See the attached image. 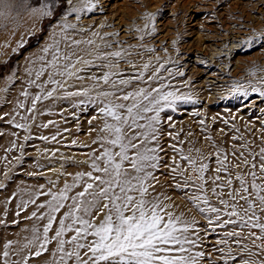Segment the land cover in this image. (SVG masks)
<instances>
[{
	"label": "rangeland",
	"instance_id": "obj_1",
	"mask_svg": "<svg viewBox=\"0 0 264 264\" xmlns=\"http://www.w3.org/2000/svg\"><path fill=\"white\" fill-rule=\"evenodd\" d=\"M12 2L17 7L11 17L0 18V185H3L0 187V221H3L0 223V253L4 243L13 241L9 257L11 260L21 261V264L24 256L29 257L28 264H49L52 260L55 242L48 245V251L39 257L32 255L35 246L21 251L22 246L31 239L32 227L36 226L42 232L43 224L47 222L27 217L33 211H37L38 215L46 211L38 210L37 205L48 197L32 194L49 188L57 191L65 181L70 183V174L90 170L89 154L95 150V154L99 155L103 150L99 143H93L98 136L103 135L99 131L104 124V118L99 112L103 104L99 101L95 104L87 102L88 97L83 95H64L65 92L90 89L89 96L95 98L101 91L112 90L110 84H104L102 80L89 79L92 76L101 77L109 70L98 66L107 61L94 58L97 45L101 46L99 51L102 52L119 48L128 52L118 65L122 76L113 79L138 75L141 66L149 63L144 82L134 81L125 91L138 87L151 91L165 85L163 91H172L178 96L188 97L189 101H195H177L175 111L166 109L161 113L159 128L162 136L158 143L164 149L160 153L164 162L171 165L175 157L182 168L187 166L171 145L182 149L184 154H189V149H192L193 157H197L195 150L199 149L204 157L200 162L209 165L205 176L208 179L206 187L211 189L210 178L217 175L215 169L219 166L216 161L226 155L229 172L219 173L221 180L217 183L224 184L231 175L233 188H239V181L235 179L239 173L250 185L252 178L248 173L253 170L252 162H256V182L264 185V180L259 178L264 175L260 172L259 156L254 155L264 147V96L252 91L253 86L264 90V83L261 82L264 81V46L255 44L249 47L242 43L249 37L264 33V0H93L96 5L94 10L82 12L79 19L74 13L65 19L69 8L67 0L63 5L59 0H26L27 7L21 0ZM72 2L78 6L80 0ZM41 3L53 5L51 17L40 19L30 15L28 8L39 7ZM145 13L155 17L149 28L144 27L147 22L143 18ZM61 23L74 24L76 27L61 31ZM152 27L155 32H151ZM136 28L143 29V32L135 31ZM113 33L118 35H111ZM141 36L143 39H140ZM72 40L82 43L69 48ZM88 40L94 43H83ZM54 41H59L61 51L75 52L76 57H84L93 63L76 64V68L83 69L76 75L83 79L56 77L64 87L58 88L53 97L38 101L35 110L28 112L32 107V98L42 94L29 81L36 79L35 73L44 63L39 59L45 55L42 49ZM21 43L23 46L18 47ZM104 44H111L112 48H104ZM148 48L153 51L148 52ZM50 58V55L46 56V59ZM131 65H135V68ZM158 68L160 71L156 79L148 80ZM46 79L47 70L37 83H43ZM234 84L242 86L240 91L233 93ZM52 87L46 85L45 91ZM25 90L29 93L27 98L21 95ZM244 91L248 95L245 96ZM21 103L23 108L19 107ZM169 116L171 121L168 120ZM13 118L15 123H26L28 130L15 127V123H10ZM45 124L48 126L43 127ZM177 134L178 138H174ZM26 135L31 137L27 141L24 139ZM209 136L211 140L205 139ZM41 137H48V140ZM156 143L153 142V146ZM245 159L249 161L248 164L242 163ZM172 175L169 168L161 167L155 172L159 183L152 181L155 189L149 191L153 195H160L165 205H172L167 211L175 215L183 214L185 218L196 221L195 228L189 233L197 241L192 252L205 253L197 264H224L229 248L237 257L236 264L241 259L264 260V251L252 243L254 237L243 239L239 246L234 243L235 238H229L227 245L218 244L217 241L224 238L225 231L234 230L233 226L217 228L212 232L211 228L215 225H208L207 219L185 199L184 192L173 188V184L181 178L177 177L173 181ZM50 181H55L56 186L53 187ZM40 185H44V188L41 189ZM217 191H223V198H228L227 186ZM30 196L36 200L35 204H29L26 209L17 207ZM165 196L170 199H164ZM209 197L213 206L223 207L210 192ZM237 200L240 205H244V201L239 198ZM66 210L62 209L57 217ZM256 214L264 222V213L258 207ZM57 226L58 219L50 236L54 235ZM235 230L241 231L243 237L248 236V229L237 227ZM252 231L259 235L258 229ZM72 234L68 233L66 238ZM256 243L262 244L264 241L257 240ZM245 245L258 255L249 257L247 251H241ZM221 248L224 249L223 253L219 251Z\"/></svg>",
	"mask_w": 264,
	"mask_h": 264
},
{
	"label": "snow or ice",
	"instance_id": "obj_2",
	"mask_svg": "<svg viewBox=\"0 0 264 264\" xmlns=\"http://www.w3.org/2000/svg\"><path fill=\"white\" fill-rule=\"evenodd\" d=\"M21 2L27 7L26 0H21ZM59 2L63 5L65 0H59ZM67 3L69 8L65 19L67 15L73 13L79 19L82 12H92L96 7L93 0H80L78 6L74 5L72 0H67ZM16 7L17 5H14L12 0H0V18L11 17ZM52 9L53 5L49 3H41L39 7L28 8L30 15L40 19L51 17ZM143 18L147 21L144 27L149 28L150 22L155 17L151 13H145ZM59 27L61 31L66 32L76 26L61 23ZM135 31L143 32V29L136 28ZM151 32H155L154 27ZM151 32L148 34L150 35ZM94 35L96 34L94 33ZM111 35H118V33ZM140 39H143V36ZM80 43L82 41L72 40L68 47L71 48ZM83 43L91 45L94 42L88 40ZM242 43L249 47L255 44L264 46V33L249 37ZM22 46V43L18 45V47ZM100 47V45L96 46L94 58L97 61H107V63L98 66L109 69V71L104 72L101 77L92 76L89 79L102 80L104 84H110L112 90L101 91L95 98L89 96L90 89L65 92L64 95L65 97L83 95L88 97L87 102L95 104L99 101L103 104L99 108V112L104 118V124L99 129L103 135L93 141L94 144L99 143L103 150L99 152V155H96L93 150L89 154L90 170L70 174L72 176L70 183L65 181L63 187L57 191L49 188L47 191L32 194L36 197L41 195L48 197L43 203L37 205L38 210L46 209V211L39 215L37 211H33L27 218H35L38 221L46 220L47 222L43 224L42 232L36 226L32 227L31 239L27 240L21 251L35 246L36 250L32 255L39 257L48 251V245L55 242V248L51 253L52 260L49 264H197L205 253L202 251L192 252V247L196 246L197 241L192 239L189 233L195 228L196 221L185 218L183 214L175 215L172 211H167L166 209L172 205H165L160 195H153L149 191V189H153V191L155 189L152 181H156V184L159 183L155 172L161 167L170 169L173 181H176L177 177L181 178L180 181L173 184V188L184 192L185 199L207 219L208 225H215L211 228L212 232H215L217 228L233 226L234 230L225 231L224 238L219 239L218 244L227 245L229 238H235L234 243L239 246L243 239L254 237L252 243L256 248L264 251V243H256L257 240L264 241V222H261L260 216L256 214L257 207L261 213H264V185L256 182L258 179L255 171L256 162H252L253 170L248 173L252 178L251 184L249 185L244 176L237 173L235 179L239 181L240 187L233 188L231 175L227 177L224 184L217 183L221 180L219 173L229 172L226 164L227 156L225 155L222 159L218 158L216 163L219 166L215 169L217 175L210 178L211 189L206 187L208 179L205 176L209 171V165L200 162L204 157L199 153V149L195 150L197 157H193L192 149H189V154H184L182 149L171 145L173 151L180 156V160L186 162L187 166L182 168L175 157L172 158L171 165L164 162L160 155L164 149L158 143L162 136L159 128L161 113L166 109L175 111L177 101L185 103H195V101H189L188 97L178 96L172 91H163L165 85L153 88L151 91L142 87L125 91L134 81L144 82V74L150 67L149 63L141 66L138 75L113 79V77L122 76L118 65L125 59L128 52L124 48L102 52L99 51ZM103 47L112 48V45L104 44ZM147 51L152 52L153 49L148 48ZM42 52L45 55L40 56L39 59L44 63L36 71V79L29 81V84L39 88L42 94H37L32 98V107L28 109V112L35 110L38 101L53 97L58 88L64 87L61 80L56 77L83 79L76 75L77 72L83 70L76 68V64L90 65L93 63V61L82 57H76L75 52H62L59 48V41H54L44 47ZM49 55L51 58L46 59V56ZM73 57L76 59L73 60ZM158 59L159 57H157ZM131 66L135 68V65ZM160 67L162 68L163 65ZM112 69H117V71H112ZM46 70L47 79L38 84L37 81L45 75ZM159 71V68L156 69L148 77V80H155ZM29 74L31 75V73ZM261 82L264 83V81ZM46 85H53V87L51 90L45 91ZM241 87L239 84H234L232 86L233 93L240 91ZM252 91L259 92L264 96V90L260 88L253 86ZM243 94L248 95L246 91ZM21 95L27 98L29 93L25 90ZM80 103H85V101H80ZM77 106L79 105H74V107ZM19 107L23 108V103L19 104ZM148 113H152V115H147ZM22 119H26V117H22ZM171 119L169 116L168 120L171 121ZM10 123H15V119L13 118ZM47 126L43 125V127ZM15 127L28 130L26 123H15ZM30 138L27 135L24 137L25 141ZM174 138H178V134ZM41 139L48 140V137H41ZM52 139L55 140V136ZM205 139L211 140V137H205ZM153 142L157 143L153 146ZM73 143L75 144V141ZM13 147H15V142H13ZM250 155L252 154L250 153ZM254 155L259 156L260 172L264 174V147H261L259 153ZM242 163L248 164L249 161L245 159ZM186 173L188 174L186 175ZM259 178L264 180V175ZM50 183L53 187L56 186L55 181H50ZM225 186L229 189L226 193L227 199L223 198L225 195L223 191H217L218 188L223 189ZM40 188L43 189L44 185H40ZM209 192L216 197L218 203L223 206L222 208L210 203ZM250 197L252 198L250 199ZM237 198L244 201V205H240ZM164 199L170 198L165 196ZM35 203L36 200L30 196L28 200H23L22 204H18L17 207L26 209L29 204ZM65 208L67 210L58 218L57 214ZM17 216H19V212H17ZM223 217H227V219ZM57 219L58 226L54 229V235L50 236L49 233L53 230ZM237 227L241 230L248 229V236L243 237L241 231L235 230ZM252 229H258L259 235ZM68 233H73L70 238H66ZM90 237L91 239H89ZM12 244L13 241L4 243L3 251L0 253L2 264H21V261L9 259ZM219 251L223 253L224 249L221 248ZM241 251H247L249 257L258 255V253L250 251L247 245L241 248ZM221 258L224 259V257ZM236 260L237 257L232 254L229 248L224 264H228L229 261L236 264ZM28 261L29 257L24 256L23 264H28ZM239 264H264V260L241 259Z\"/></svg>",
	"mask_w": 264,
	"mask_h": 264
},
{
	"label": "bare ground",
	"instance_id": "obj_3",
	"mask_svg": "<svg viewBox=\"0 0 264 264\" xmlns=\"http://www.w3.org/2000/svg\"><path fill=\"white\" fill-rule=\"evenodd\" d=\"M102 36H104V35H102ZM63 45V44H62ZM94 47V46H93ZM65 48V47H64ZM62 50V49H61ZM88 51V50H87ZM62 52H64V51H62ZM3 57V56H2ZM5 57H8V56H5ZM84 58V57H83ZM1 59V58H0ZM122 62V61H121ZM124 63V62H123ZM119 68V67H118ZM121 68V67H120ZM109 71V70H108ZM113 71V70H112ZM27 104V103H26ZM216 134H217V132H216Z\"/></svg>",
	"mask_w": 264,
	"mask_h": 264
}]
</instances>
